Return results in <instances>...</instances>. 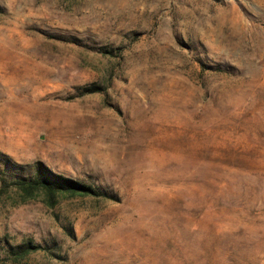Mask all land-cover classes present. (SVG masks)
Returning a JSON list of instances; mask_svg holds the SVG:
<instances>
[{
	"label": "rangeland",
	"instance_id": "rangeland-1",
	"mask_svg": "<svg viewBox=\"0 0 264 264\" xmlns=\"http://www.w3.org/2000/svg\"><path fill=\"white\" fill-rule=\"evenodd\" d=\"M0 152L112 194L3 196L0 264H264V0H0Z\"/></svg>",
	"mask_w": 264,
	"mask_h": 264
},
{
	"label": "trees",
	"instance_id": "trees-1",
	"mask_svg": "<svg viewBox=\"0 0 264 264\" xmlns=\"http://www.w3.org/2000/svg\"><path fill=\"white\" fill-rule=\"evenodd\" d=\"M71 41L81 42L76 37ZM108 53L114 49L103 47ZM83 93L102 90L97 84L84 86ZM13 193V194H12ZM11 194L13 204H22L31 200H40L48 206L54 207L62 198L76 196H112L107 189L101 186L81 181L72 176L57 172L44 161L38 160L31 164H22L15 161L8 154L0 152V198ZM13 261L19 262L30 253L52 248L29 237L19 243H11L7 238L0 239Z\"/></svg>",
	"mask_w": 264,
	"mask_h": 264
}]
</instances>
